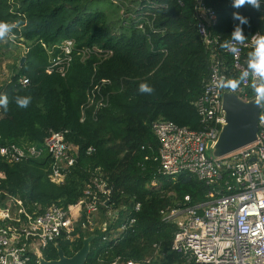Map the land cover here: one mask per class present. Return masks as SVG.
Listing matches in <instances>:
<instances>
[{
  "label": "trees",
  "instance_id": "obj_1",
  "mask_svg": "<svg viewBox=\"0 0 264 264\" xmlns=\"http://www.w3.org/2000/svg\"><path fill=\"white\" fill-rule=\"evenodd\" d=\"M98 1L0 0V22L20 21L10 36L25 50L23 65L20 55L15 73L0 85V96L9 99L7 111L0 107V145L41 146L56 131L66 132V142L77 148L75 164L60 184L49 178L47 154L17 164L0 157V204L12 197L29 213L51 205L66 209L82 199L94 179L101 180L109 192L101 199L97 221L107 226L87 235L94 237L85 264H178L171 251L177 227L165 214L206 202L209 187L188 172L174 179L158 173L159 145L151 123L166 120L192 131L203 129L194 103L209 77L211 54L224 62L223 72L238 77L220 47L238 23L232 19L236 10L232 0H201L216 14L209 29L217 39L213 52L197 32L194 0H110L118 10L115 21L90 8ZM239 12L249 21L242 26L247 41L256 33L264 35V0L261 11L245 6ZM65 40L75 42L67 73L47 74L48 51ZM253 50L246 49L244 57ZM21 77L28 85L19 84ZM142 83L153 92L141 94ZM94 86L98 90L92 94ZM17 96H30L29 106L19 108ZM246 96L253 98V89ZM101 97L104 104L96 109ZM82 239H58L43 257L57 259L56 246L71 257Z\"/></svg>",
  "mask_w": 264,
  "mask_h": 264
},
{
  "label": "built area",
  "instance_id": "obj_2",
  "mask_svg": "<svg viewBox=\"0 0 264 264\" xmlns=\"http://www.w3.org/2000/svg\"><path fill=\"white\" fill-rule=\"evenodd\" d=\"M194 1L197 32L205 46L213 51L217 39L211 38L209 29L216 24V14L203 6L201 0ZM74 47V41L65 40L49 50L46 73L65 76ZM253 47L250 39L238 55L224 51L231 57L230 68L237 76L247 67L244 51ZM86 52L81 56L86 57ZM210 63L209 77L194 103L203 129L192 131L166 120L151 123L159 145L158 173L174 179L188 172L209 187L206 202L172 209L165 214V220L177 227L171 251L179 257L178 264H264V108L258 118L257 140L226 156L214 158L207 144L217 139L225 123L221 110L224 90L217 82L221 77L233 78L223 72L224 62L216 54H211ZM28 83L26 77L19 79L22 86ZM254 83L255 78L246 80L233 93L244 101L250 100L246 90L252 89ZM95 90L98 86H94L91 93ZM102 102L101 97L96 109L104 104ZM88 103H94V96H88ZM65 134L50 131L41 146L0 145V157L8 164H17L47 154L51 160L49 178L60 184L77 157V148L66 142ZM108 192L103 181L94 179L75 205L66 209L51 205L42 213H29L21 201L9 197L0 204V262L39 264L40 258L44 259L43 252L58 239L74 242L97 229L105 230L107 223L97 220L99 206L104 201L101 199ZM184 200L189 201V197ZM138 210L139 204H136L135 211ZM133 222L130 219L128 224ZM126 264H149V261H128Z\"/></svg>",
  "mask_w": 264,
  "mask_h": 264
},
{
  "label": "clouds",
  "instance_id": "obj_3",
  "mask_svg": "<svg viewBox=\"0 0 264 264\" xmlns=\"http://www.w3.org/2000/svg\"><path fill=\"white\" fill-rule=\"evenodd\" d=\"M231 6L236 11L232 13V19L238 21L234 26V30L230 34V39L223 41L220 47L232 55H238L241 47L246 46V37L243 33V27L248 25V18L241 15L239 9L242 7H250L255 11H261V0H232ZM20 21L12 23L0 22V40H5L6 37L14 36L13 29L18 28ZM254 50L248 54L246 61L247 67L240 73V75L233 79L218 78L217 86L220 88H229L236 91L241 84L246 80L255 78L256 83L252 84L254 93V104L259 108H264V35L256 33L251 36ZM139 92L141 94H151L153 89L147 84L139 85ZM15 103L19 108H27L31 102V97H14ZM9 99L7 95L0 96V107L5 111L8 110ZM6 264V261L0 262Z\"/></svg>",
  "mask_w": 264,
  "mask_h": 264
},
{
  "label": "water",
  "instance_id": "obj_4",
  "mask_svg": "<svg viewBox=\"0 0 264 264\" xmlns=\"http://www.w3.org/2000/svg\"><path fill=\"white\" fill-rule=\"evenodd\" d=\"M25 57L20 58L22 66ZM222 113L224 125L221 126L215 141L207 144L214 158L226 156L242 147L252 144L257 140L258 118L261 108L255 106L254 98L244 101L229 88H222ZM93 235L82 239L81 248L71 257H66L63 251L57 248V259L44 260L40 258L39 264H85L90 251Z\"/></svg>",
  "mask_w": 264,
  "mask_h": 264
},
{
  "label": "rangeland",
  "instance_id": "obj_5",
  "mask_svg": "<svg viewBox=\"0 0 264 264\" xmlns=\"http://www.w3.org/2000/svg\"><path fill=\"white\" fill-rule=\"evenodd\" d=\"M90 8L92 10H103L107 13L111 21L118 19V10L110 0L91 2ZM23 53H25V50L22 46L19 47L17 45L16 40L13 37L8 36L5 40H0V85L9 81L10 77L15 73V70L18 67V58L20 55L22 56Z\"/></svg>",
  "mask_w": 264,
  "mask_h": 264
},
{
  "label": "crops",
  "instance_id": "obj_6",
  "mask_svg": "<svg viewBox=\"0 0 264 264\" xmlns=\"http://www.w3.org/2000/svg\"><path fill=\"white\" fill-rule=\"evenodd\" d=\"M22 46V45H21ZM23 47V46H22Z\"/></svg>",
  "mask_w": 264,
  "mask_h": 264
}]
</instances>
